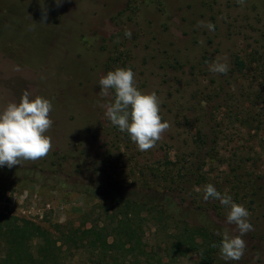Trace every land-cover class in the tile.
Returning a JSON list of instances; mask_svg holds the SVG:
<instances>
[{
  "label": "rangeland",
  "instance_id": "374dc122",
  "mask_svg": "<svg viewBox=\"0 0 264 264\" xmlns=\"http://www.w3.org/2000/svg\"><path fill=\"white\" fill-rule=\"evenodd\" d=\"M118 68L156 93L170 125L148 151L102 107L115 93L101 96L99 80ZM25 91L53 106L52 148L0 166V216L57 237L108 222L105 209L132 214L128 201L144 204L133 217L144 253L123 264H264V0H0V113ZM207 184L250 213L240 261L219 255L221 233L239 232L229 207L203 199ZM72 254L67 264L90 263Z\"/></svg>",
  "mask_w": 264,
  "mask_h": 264
},
{
  "label": "clouds",
  "instance_id": "9594fccd",
  "mask_svg": "<svg viewBox=\"0 0 264 264\" xmlns=\"http://www.w3.org/2000/svg\"><path fill=\"white\" fill-rule=\"evenodd\" d=\"M60 2L61 0H56L57 6ZM244 2L245 0H237L241 5ZM45 20L46 10L40 23L44 24ZM198 26L207 27L209 31L215 30V25L211 22L199 21ZM125 35L131 38L130 31ZM209 70L227 74L229 65L214 61L209 65ZM99 86L101 96H108L110 90L115 93L114 102L102 105L111 124L121 132H127L139 151H148L155 147L170 127L167 121L162 122L156 93L145 94L138 90L130 68L109 71L99 80ZM52 107L48 99L41 96L30 99V93L25 91L19 103L8 104L0 113V166H21L24 162H35L48 155L52 143L51 137L45 133L53 124L49 117ZM203 191L205 201L216 199L221 205L230 208L227 223L234 224L239 235L230 236L228 231L221 233L219 255L225 261H240L246 249V242L242 237L253 230V225L249 222V211L234 203L230 196L222 195L212 184H207ZM212 246L217 245L214 243Z\"/></svg>",
  "mask_w": 264,
  "mask_h": 264
},
{
  "label": "trees",
  "instance_id": "16d2710c",
  "mask_svg": "<svg viewBox=\"0 0 264 264\" xmlns=\"http://www.w3.org/2000/svg\"><path fill=\"white\" fill-rule=\"evenodd\" d=\"M237 65L243 67L242 62H237ZM114 205L118 206L120 202ZM122 206L125 210H132V214H121L117 209L109 215L105 209L108 222L86 229L57 226V237L25 218L0 216V264H67L73 252H87L89 264H123L136 251L142 255L139 226L133 217L142 212L144 204L140 206L126 201ZM154 210L152 208L150 212ZM201 232L195 229L191 234L201 235ZM213 240L216 239L213 237ZM209 243L213 247L215 242ZM216 247H213L214 252Z\"/></svg>",
  "mask_w": 264,
  "mask_h": 264
}]
</instances>
